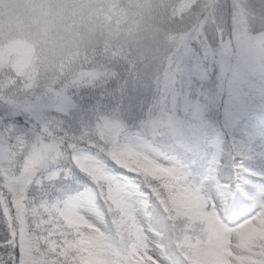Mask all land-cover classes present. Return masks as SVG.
Segmentation results:
<instances>
[{
  "label": "snow or ice",
  "instance_id": "obj_1",
  "mask_svg": "<svg viewBox=\"0 0 264 264\" xmlns=\"http://www.w3.org/2000/svg\"><path fill=\"white\" fill-rule=\"evenodd\" d=\"M24 8L0 12V264H264L239 137L264 141V0Z\"/></svg>",
  "mask_w": 264,
  "mask_h": 264
},
{
  "label": "trees",
  "instance_id": "obj_2",
  "mask_svg": "<svg viewBox=\"0 0 264 264\" xmlns=\"http://www.w3.org/2000/svg\"><path fill=\"white\" fill-rule=\"evenodd\" d=\"M25 0H15L14 3H8L4 4V7L0 12H2L3 15L5 16H12V17H17V16H22L25 13ZM239 137L243 140L250 141L253 147L256 148H264V141L260 139H251L250 137L245 136L244 134H239ZM250 167H259L260 169H264V164H258V162H248ZM81 175H83L81 173ZM254 181L259 180L260 177H253L252 178ZM88 185L91 186L92 182L88 180Z\"/></svg>",
  "mask_w": 264,
  "mask_h": 264
},
{
  "label": "rangeland",
  "instance_id": "obj_3",
  "mask_svg": "<svg viewBox=\"0 0 264 264\" xmlns=\"http://www.w3.org/2000/svg\"><path fill=\"white\" fill-rule=\"evenodd\" d=\"M15 0H7V2L5 4H8V3H14Z\"/></svg>",
  "mask_w": 264,
  "mask_h": 264
}]
</instances>
